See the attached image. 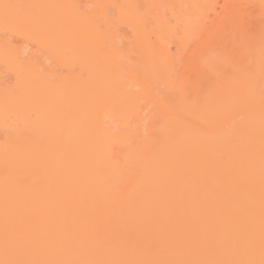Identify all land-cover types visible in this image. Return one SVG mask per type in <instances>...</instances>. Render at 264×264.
I'll return each instance as SVG.
<instances>
[{"label": "bare ground", "instance_id": "bare-ground-1", "mask_svg": "<svg viewBox=\"0 0 264 264\" xmlns=\"http://www.w3.org/2000/svg\"><path fill=\"white\" fill-rule=\"evenodd\" d=\"M0 264H264V0H0Z\"/></svg>", "mask_w": 264, "mask_h": 264}, {"label": "rangeland", "instance_id": "rangeland-1", "mask_svg": "<svg viewBox=\"0 0 264 264\" xmlns=\"http://www.w3.org/2000/svg\"><path fill=\"white\" fill-rule=\"evenodd\" d=\"M220 3H221V2L219 1V4H220ZM217 8H218V7H217ZM249 14H250V16H251V21H252V23H253L254 25H256V24H258V23L260 22V19L257 17V15L254 14L253 11L250 10V9H249Z\"/></svg>", "mask_w": 264, "mask_h": 264}]
</instances>
